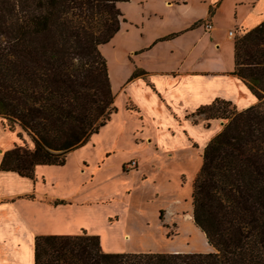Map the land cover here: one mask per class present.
Masks as SVG:
<instances>
[{"label":"trees","instance_id":"16d2710c","mask_svg":"<svg viewBox=\"0 0 264 264\" xmlns=\"http://www.w3.org/2000/svg\"><path fill=\"white\" fill-rule=\"evenodd\" d=\"M129 1L0 0V118L33 142L5 152L1 171L33 179L37 166H64L111 120L101 46L120 32L119 4ZM241 34L233 74L258 102L239 111L218 99L194 114L224 121L193 186L194 222L216 251L106 253L84 232L37 237L35 264H264V22Z\"/></svg>","mask_w":264,"mask_h":264},{"label":"rangeland","instance_id":"374dc122","mask_svg":"<svg viewBox=\"0 0 264 264\" xmlns=\"http://www.w3.org/2000/svg\"><path fill=\"white\" fill-rule=\"evenodd\" d=\"M119 8L126 22L101 46L116 112L98 134L67 155L64 166L38 167L48 182L42 190L59 197V210L48 215L49 228L75 233L54 236H97L106 253H213L205 233L187 217L193 218V186L204 144L223 126L201 115L202 132L187 130L183 113L167 112L163 104L150 102V93L136 88L135 57L129 50L143 39L136 19L141 10L132 3ZM25 145L33 147L29 136L19 126L11 130L0 118V155L3 149ZM133 161L139 168L126 173L124 162ZM23 263L31 264V257Z\"/></svg>","mask_w":264,"mask_h":264},{"label":"crops","instance_id":"0c3cea01","mask_svg":"<svg viewBox=\"0 0 264 264\" xmlns=\"http://www.w3.org/2000/svg\"><path fill=\"white\" fill-rule=\"evenodd\" d=\"M127 3L140 6L136 19L143 31L141 43L129 50L138 74L134 84L141 92L150 93L151 103L163 104L169 113H183L186 129L195 133L202 132L204 124L201 116H194L201 107L220 99L243 111L258 102L233 73L236 37L264 22V0H130L121 4ZM207 21L213 24L209 32L204 26ZM215 121L224 126L223 120ZM149 142L153 146L152 140ZM5 152L3 149L0 165ZM125 163L123 170L128 173ZM38 167L33 179L0 170V264H24L27 256L35 264L37 237L75 234L49 228L48 215L59 210V197L42 190L48 182ZM114 179L116 176L109 180Z\"/></svg>","mask_w":264,"mask_h":264},{"label":"built area","instance_id":"2783aa9c","mask_svg":"<svg viewBox=\"0 0 264 264\" xmlns=\"http://www.w3.org/2000/svg\"><path fill=\"white\" fill-rule=\"evenodd\" d=\"M205 28H206V31H211L213 29V24L210 22V21H207L205 24H204ZM229 36L231 38L235 37V33L234 32H229ZM127 169L130 171L132 169H137L138 165H137V162L133 161V162H130L126 165Z\"/></svg>","mask_w":264,"mask_h":264},{"label":"bare ground","instance_id":"6f19581e","mask_svg":"<svg viewBox=\"0 0 264 264\" xmlns=\"http://www.w3.org/2000/svg\"><path fill=\"white\" fill-rule=\"evenodd\" d=\"M187 220L192 221V220H193L192 216H188V217H187ZM199 229H200V228H199Z\"/></svg>","mask_w":264,"mask_h":264}]
</instances>
